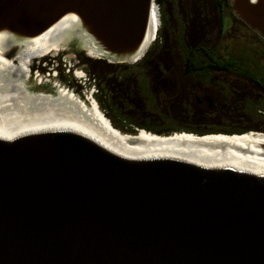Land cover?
I'll use <instances>...</instances> for the list:
<instances>
[{
  "label": "water",
  "instance_id": "obj_1",
  "mask_svg": "<svg viewBox=\"0 0 264 264\" xmlns=\"http://www.w3.org/2000/svg\"><path fill=\"white\" fill-rule=\"evenodd\" d=\"M230 2L264 39V0ZM153 3L0 0V30L68 13L97 59L132 63ZM0 264H264V174L124 157L63 120L0 126Z\"/></svg>",
  "mask_w": 264,
  "mask_h": 264
},
{
  "label": "bare ground",
  "instance_id": "obj_2",
  "mask_svg": "<svg viewBox=\"0 0 264 264\" xmlns=\"http://www.w3.org/2000/svg\"><path fill=\"white\" fill-rule=\"evenodd\" d=\"M159 23L158 10L153 3L141 45L142 54L153 41ZM80 30L68 13L32 36L15 37L0 30L1 127L31 121L63 120L124 157H174L203 166H226L264 174L262 131L198 135L187 131L157 134L138 128L135 133L122 132L111 124L94 99H82L73 89L58 85L55 93L30 91L24 79L30 73L27 62L32 57L67 48L73 38L86 47L88 54L97 57L89 42L76 38ZM8 49H14L13 58L6 57Z\"/></svg>",
  "mask_w": 264,
  "mask_h": 264
},
{
  "label": "rangeland",
  "instance_id": "obj_3",
  "mask_svg": "<svg viewBox=\"0 0 264 264\" xmlns=\"http://www.w3.org/2000/svg\"><path fill=\"white\" fill-rule=\"evenodd\" d=\"M195 2L199 3L200 0H195ZM229 3V8L226 7V17L222 27L216 24L214 25V7L211 0H205L206 7L204 8L207 10V16H205L204 19H200V17H195L193 14V18H195V21L196 19H199V22L208 21V23H211L212 26H208V29H210L208 34L209 39H211L212 46L217 48V50L224 56L229 54L235 57H241L244 60L250 62H264L263 41L258 38V34L253 29L244 23H241L238 20L232 21L231 12H233V10L231 8L232 5L230 0ZM155 4L156 2L154 5ZM155 6L157 7V4ZM157 10L159 14L160 11L158 7ZM177 14L179 15V13ZM175 19V22H173V20L170 21V18L167 17L166 22L169 21L167 22L168 29H174V23H176L178 20L177 18ZM160 25L161 19L158 27H160ZM155 36L156 32L153 37V41ZM174 36H176L175 32L170 34V38H167L166 41L174 44L176 42L175 39L172 38ZM153 41L150 43V45L153 43ZM73 42H75V44ZM69 44L70 46L67 48H61L59 50L56 49L53 52L32 57L30 61L27 62L30 73H28L27 77H25L24 83L30 91H42L45 93H55V91H57L58 85H64L70 89H73V92L77 93L80 98H84L87 101H92L89 93L93 90V87L92 83H89V80L90 82L92 81L91 79H88L87 69L89 66L85 64L84 61L86 58H89L93 61L100 59L88 54L86 50H83L80 47L81 45H79L76 41H70ZM163 47L166 49L171 47V49L174 51L173 55L168 60L171 65H174L173 71H182L181 60L183 57L181 54H179V50L173 46L168 47V45H164ZM158 48L159 46L156 45L155 50L152 49L151 52L156 51L155 55L162 54L160 58H166L163 56L165 54L161 53L162 51L160 52V49ZM14 54V49H8L5 51L6 57L13 58ZM143 55L140 58H142ZM140 58L132 63L137 64L140 61ZM102 61L107 63L105 60ZM144 64H146V62H144ZM148 65L150 66L149 68H147L146 65V67H138L135 69V71H132L135 73L136 78L140 82L141 86L133 89V86L131 85L127 91V95L123 94V102L121 101L125 107H131V101H134L133 99L135 98L136 102H138L140 106L143 105L142 108H144V106L151 108L149 109L150 113L156 115L153 120L150 114H146L147 111L138 112L137 115L136 113H133L135 115L134 118L137 117V119L142 122L143 125H151V128H155L154 125H156V128H160L164 125L178 126L182 125L183 123L190 122L194 126L200 128L209 122H216L217 124L215 125L226 127L227 122L224 120L227 118L229 119L232 116L241 115L243 119L238 121V123L242 125L243 121H247V124L257 126L259 128L257 131L264 132V130L260 128L261 122H256L257 118L254 116L255 114H249L251 113V111L248 109L250 102L246 98H257V92L254 91L256 88L253 83L245 84L241 88L238 87L236 83L232 82V80L236 77L241 78L236 75H229L227 73L222 74L221 72H218L212 77L210 82H205L204 80L194 77L193 75L189 77L181 75L180 78H175V75L178 76V74L174 72L171 76H168L169 82H166V85H161L158 83L160 76H155V73H153L155 69L153 63L151 62ZM41 68L44 70L42 71ZM60 70H62V75L60 74ZM81 71L83 72L81 73ZM127 75L129 78L122 77L123 80H130V82H132L133 78H130V74ZM177 81L178 84L176 83ZM96 87L97 86H95L94 89ZM195 88H200L204 95H202L197 90L195 91ZM133 91H135L140 96H135ZM91 96L97 102L94 94ZM195 96L198 98H202L204 96L209 97L213 99V103H219L220 101H223L224 104L228 106V108L221 109L220 112H216L213 109H205L201 105L200 107H195L186 102L188 98L189 102H191ZM99 97H101V95H99ZM118 100L120 99L118 98ZM107 105L110 104L107 103ZM107 109L110 111V114L117 118L119 122H122V117L116 108L110 106L109 108L107 107ZM101 111L103 112L102 109ZM155 118L159 120L156 121ZM137 129L138 128H136V130Z\"/></svg>",
  "mask_w": 264,
  "mask_h": 264
},
{
  "label": "trees",
  "instance_id": "obj_4",
  "mask_svg": "<svg viewBox=\"0 0 264 264\" xmlns=\"http://www.w3.org/2000/svg\"><path fill=\"white\" fill-rule=\"evenodd\" d=\"M155 2L160 11L159 16L161 19V25L156 31V36L153 43L148 47L143 57L140 58V61L137 64L131 63L129 64V69H124L125 63H105L101 59L93 61L89 58H86L85 60L89 66V68L87 69L88 79H91L92 81L90 82L89 80V83L97 86L96 91L93 93L94 97L96 98L99 107L103 110L105 115L110 120L111 124L121 131L128 133H135L136 128H144L157 134H169L174 131H187L198 135L216 132L242 133L250 130H259L257 126L247 124V121H243L242 125L238 123V121L243 119L241 115L232 116L229 119L227 118L226 120L221 119L227 122L226 127L215 125L217 124L216 122H209L208 124L203 125L200 128L194 126L190 122L183 123L182 125L178 126L164 125L160 128H156L157 126L154 125L155 128H151V125H143L142 122L137 119V117L134 118L135 115L133 113H136L137 115L138 112L141 111H147L146 114H150L152 116V120L154 119V117H156V115L150 113L149 109L151 108L145 106L144 108H142L143 105L140 106V104L136 102L135 98L133 99L134 101H131V107H125V105L121 103V101L123 102L124 100L123 93H118L117 95L113 96L112 93L115 91L112 90L111 87L116 82H123V78H129L127 74H130V78H133V81L130 82V86L132 85L133 89H135L136 87H140V82L137 80L135 73H133L132 71H135V69L138 67H146V65L147 68H149L150 66L148 64H150L151 62L155 67L153 72L155 73L154 75H156L159 70L163 69L161 67H157V63H160L159 57H161L162 54L155 55L156 51L151 52L152 49L155 50L157 45L159 46L158 49H160V52L162 51L161 53L165 54L163 56H165L166 58L163 57V60L167 65V69L171 68V64L168 60L173 55L174 51L170 47L173 46L174 48L179 50V54H181V56L183 57V59L181 60L182 68L184 69V66H186V69H188L194 77L202 79L205 82H210L212 77L218 73L216 72V69H226L229 71L231 70L234 72V75L240 76L241 79L247 82V84L253 81V84L256 88L254 89V91L257 92V98L248 97L246 99L250 102L248 109L249 111H251V113L249 114H255L254 116H256L257 118L256 122H261L260 128H262V125L264 124V62L259 63L251 61V63L250 61L244 60L241 57H235L229 54L224 57V55L220 53L217 48L209 44V41H207L210 40L208 36L210 29H208V26H212L211 23H208V21L199 22V19H196L195 21V18H193V14L195 15V17H200V19H204V17L207 16V10L206 8H204L206 7L205 0H200L199 3H196L195 0H155ZM211 2L213 3L214 7V25L216 24L222 27V20L226 12V7L229 8L230 5L229 0H211ZM177 13H179V15ZM175 14L177 17L175 16ZM231 14L233 15V13ZM167 17L170 18V21L173 20V22H175V18L178 19L177 22L174 23V29L167 28V22H169H166ZM173 32H175L176 34V36L172 37L176 41L174 44L166 41L167 38H170V34H172ZM190 38H197L200 40H197L195 42H190L189 40L187 41V39ZM258 38L264 43V39L261 36L258 35ZM164 45H168V47L170 48L166 49L163 47ZM144 62H146V64H144ZM41 69L42 71L44 70L43 68ZM126 83H123L120 86L123 87L124 85H126ZM133 93H135L134 95L137 97L140 96L135 91H133ZM99 95H101V97H99ZM118 98L120 100H118ZM187 101H189V98L187 99ZM107 103L110 105H107ZM215 104L216 105H213L212 107L203 106V108L213 109L216 112H220L221 109L228 108V106L224 104L223 101ZM110 106L116 108V110L122 117V122H119L117 118L110 114V111L107 109V107L109 108ZM192 106L200 107L197 104ZM158 120L156 119V121Z\"/></svg>",
  "mask_w": 264,
  "mask_h": 264
},
{
  "label": "flooded vegetation",
  "instance_id": "obj_5",
  "mask_svg": "<svg viewBox=\"0 0 264 264\" xmlns=\"http://www.w3.org/2000/svg\"><path fill=\"white\" fill-rule=\"evenodd\" d=\"M231 13H233V12H231ZM225 17H226V14H224V16H223L222 24H224ZM233 20L234 21L238 20L241 23H244L245 24V22L242 19H240L238 16H236L234 13L232 15V21ZM188 40L190 42H192V41L195 42V41L200 40V39L190 38V39H187V41ZM207 41H209L210 42V45H212L211 39L210 40H207ZM207 41H205V42H207ZM224 57H226V55ZM159 61H160V63H157V67H161L163 69L159 70L155 76H158V77L160 76V79L158 80V83L159 84L166 85V82H169L168 81V78H169L168 76L169 75L171 76L176 71H173L174 65H171V68L167 69L166 68L167 65L165 64V61L162 58H160V57H159ZM84 62L87 64L86 61H84ZM108 63H110V62H108ZM115 63H117V62H115ZM129 64H131V63L125 62L124 69H129L130 68V65ZM61 72H62V70H60V74H61ZM216 72H221L222 74L227 73L229 75H234V72L233 71H231V70L229 71V70H226V69H224V70L216 69ZM176 73L178 74V76L175 75V78H180L181 75L182 76H188V77L192 75V73L188 69H186V66H184V69L182 68V71H179V72H176ZM236 76H238V75H236ZM238 77H240V76H238ZM232 82L233 83H236L238 85V87H241V88H242L243 85L247 84V82H245L243 79L237 78V77L234 78L232 80ZM123 83L125 84L126 81L116 82V83L113 84V86L111 87V89L115 91V92L112 93L113 96L117 95L118 93H123V94L127 95V91H128V89L130 87V80H128L127 83H126V85H124L123 87L120 86ZM176 83L178 84V81ZM181 83H183V82H181ZM251 83H253V81ZM196 90L198 92H200L202 95H204V93L202 92V90L200 88H198V89L195 88V91ZM205 100L207 101V104H206V101ZM186 102L189 103V104H191V105H196L197 104L199 106L201 105V106H204V107H212L213 105H216L215 103H213V99H211L209 97H206V96H204L202 98H198L197 96H195V98L191 102H189V101H186Z\"/></svg>",
  "mask_w": 264,
  "mask_h": 264
},
{
  "label": "built area",
  "instance_id": "obj_6",
  "mask_svg": "<svg viewBox=\"0 0 264 264\" xmlns=\"http://www.w3.org/2000/svg\"><path fill=\"white\" fill-rule=\"evenodd\" d=\"M83 71H81V73H82ZM80 80V79H79ZM80 82V81H79ZM92 87H93V90L89 93V95H90V98L93 100L94 98H92V96L91 95H93V93L96 91V88L94 89V85H92Z\"/></svg>",
  "mask_w": 264,
  "mask_h": 264
}]
</instances>
